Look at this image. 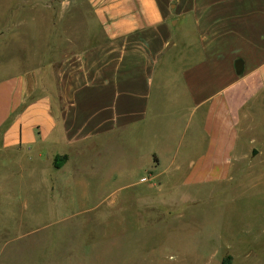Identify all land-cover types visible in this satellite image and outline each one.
<instances>
[{"label": "crops", "instance_id": "crops-1", "mask_svg": "<svg viewBox=\"0 0 264 264\" xmlns=\"http://www.w3.org/2000/svg\"><path fill=\"white\" fill-rule=\"evenodd\" d=\"M94 1L102 40L59 64L57 110L34 73L0 78V264L16 253V186L67 183L92 150L110 171L145 160L147 180L163 150L193 183L244 169L234 157L264 100V0Z\"/></svg>", "mask_w": 264, "mask_h": 264}, {"label": "rangeland", "instance_id": "rangeland-1", "mask_svg": "<svg viewBox=\"0 0 264 264\" xmlns=\"http://www.w3.org/2000/svg\"><path fill=\"white\" fill-rule=\"evenodd\" d=\"M94 4L0 0V78L34 73L38 92L50 93L57 110L59 64L102 40ZM260 102L234 157L244 169L234 162L226 179L189 182L187 171L174 170L173 158L163 150L155 178L147 180L145 160L110 171L108 163L91 162L97 158L92 150L83 171L65 172L76 176L67 183L60 184L59 173L51 188L23 181L16 186V253L6 252L2 259L11 264H264V147L255 156L249 150L264 137Z\"/></svg>", "mask_w": 264, "mask_h": 264}, {"label": "trees", "instance_id": "trees-1", "mask_svg": "<svg viewBox=\"0 0 264 264\" xmlns=\"http://www.w3.org/2000/svg\"><path fill=\"white\" fill-rule=\"evenodd\" d=\"M66 160H67V156L57 157L54 160V167L56 169H59L60 167L63 166V164L66 162Z\"/></svg>", "mask_w": 264, "mask_h": 264}, {"label": "water", "instance_id": "water-1", "mask_svg": "<svg viewBox=\"0 0 264 264\" xmlns=\"http://www.w3.org/2000/svg\"><path fill=\"white\" fill-rule=\"evenodd\" d=\"M239 64V63H238ZM238 67H239V65H238ZM238 67H236V70H237V72H239L240 71V67L238 68Z\"/></svg>", "mask_w": 264, "mask_h": 264}]
</instances>
